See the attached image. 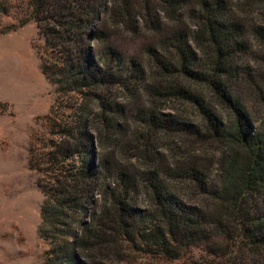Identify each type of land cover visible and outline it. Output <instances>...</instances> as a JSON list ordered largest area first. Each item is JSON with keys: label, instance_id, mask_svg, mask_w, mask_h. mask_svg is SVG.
Returning <instances> with one entry per match:
<instances>
[{"label": "trees", "instance_id": "obj_1", "mask_svg": "<svg viewBox=\"0 0 264 264\" xmlns=\"http://www.w3.org/2000/svg\"><path fill=\"white\" fill-rule=\"evenodd\" d=\"M111 3L29 0L56 92L28 152L42 264L170 261L209 240L230 264H264V0H196L193 30L149 48L148 68L110 42ZM11 6L0 0V13ZM161 100L194 119L160 112ZM158 133L186 139V151L157 163Z\"/></svg>", "mask_w": 264, "mask_h": 264}, {"label": "rangeland", "instance_id": "obj_2", "mask_svg": "<svg viewBox=\"0 0 264 264\" xmlns=\"http://www.w3.org/2000/svg\"><path fill=\"white\" fill-rule=\"evenodd\" d=\"M10 1L9 12L0 13V264H42L47 244L37 229L43 194L37 173L28 165V152L31 135L39 129L36 118L48 112L56 92L41 70L44 40L30 17L29 0ZM186 1L187 6L176 8L156 0H112L101 19L110 42L148 68L149 48L158 50L160 41L174 30H193L189 11L196 0ZM156 106L162 113H190L194 119V110L177 101L161 100ZM133 130H139L138 123L132 124ZM155 136L157 163L166 164L187 149L188 142L181 136L151 135ZM197 155L209 163L206 159L212 158L213 149ZM211 243L190 246L170 261L138 256L136 264H230L210 252Z\"/></svg>", "mask_w": 264, "mask_h": 264}]
</instances>
